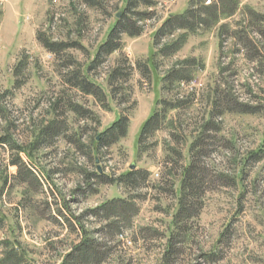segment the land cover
Wrapping results in <instances>:
<instances>
[{
  "label": "rangeland",
  "instance_id": "1",
  "mask_svg": "<svg viewBox=\"0 0 264 264\" xmlns=\"http://www.w3.org/2000/svg\"><path fill=\"white\" fill-rule=\"evenodd\" d=\"M152 1L128 11V0H0V260L63 264L93 240L99 264H264V0L157 44L191 0ZM124 11L141 34L120 33L93 65ZM180 70L192 77L164 81ZM156 113L157 130L140 138ZM120 117L126 136L101 142ZM193 162L205 186L169 258ZM132 171L142 176L129 186ZM117 200L129 221L94 214Z\"/></svg>",
  "mask_w": 264,
  "mask_h": 264
},
{
  "label": "trees",
  "instance_id": "2",
  "mask_svg": "<svg viewBox=\"0 0 264 264\" xmlns=\"http://www.w3.org/2000/svg\"><path fill=\"white\" fill-rule=\"evenodd\" d=\"M142 4L146 7H151L155 3L152 0H141ZM207 1L213 2L211 5H206ZM139 4V0H128V8L126 10L131 11L132 8H136ZM189 8L182 15H171L163 26L158 30L155 35V44L163 40L165 37H171L176 32L182 31L187 33H195L199 31L201 28L210 29L215 24H217L223 17L233 16L238 11V0H191L189 4ZM251 14L255 15L254 11L248 10ZM139 16H147L146 14H140ZM120 33H126L131 37L139 36L141 33L137 32L135 26H131V23L127 19L126 12H122V15L117 21L116 26L110 32V36L108 41L104 44L99 54L97 55L96 61L93 65L97 64L102 56V53L111 54L117 51L120 47L116 43L117 38ZM186 41V35H182L180 39H176L175 41L168 43L164 46V48L160 51L161 55L169 56L177 51H179ZM190 62V61H188ZM189 64V63H188ZM120 71L116 70L112 78H116L119 76ZM192 72L185 71H173L168 77L164 79L165 82H179L186 78H191ZM74 85L76 87H80V89L87 93L91 94L92 84H88L85 80H76L74 81ZM98 97L100 99H104V92L101 90L97 91ZM162 104V103H161ZM167 108H164L165 112L175 111L180 105L177 104H169ZM73 110L78 111V107H75ZM159 113H156L151 119H149L142 128L141 136L142 138L145 134L150 133L152 130H157V122H158ZM47 133L49 136L55 135V130L50 129ZM128 131V121L125 118H118L116 122L112 125L110 129H108L101 139V142L104 141H113L115 138H124ZM105 138V139H104ZM100 143V142H99ZM135 171V170H134ZM142 176L141 172H129L125 175V183L129 186H134L136 181ZM205 186V173L201 172L200 169L196 167L194 162L190 165V167L186 171V176L183 181L182 189H181V201H180V209L176 215V223L178 224V234L172 237V246L168 253V257L176 256L179 253V249H177V242L179 240V236L183 237L181 242H184V235L187 232L186 226L187 222L194 216L193 212L197 208L198 204L193 203L195 201V196L201 193ZM194 199V200H193ZM100 211H105L107 217H116L123 218L126 221H129V215L131 213L130 205H127L126 202L117 200L112 203L102 207L101 209H97L94 211L95 215L100 214ZM102 245L97 243L96 241L86 240L79 244L75 250L68 256V258L64 261L63 264H99L102 262L104 253L101 249ZM214 256H210L213 258ZM168 260V259H167ZM0 264H24L20 256L16 252H11L7 254V256L0 260Z\"/></svg>",
  "mask_w": 264,
  "mask_h": 264
},
{
  "label": "water",
  "instance_id": "3",
  "mask_svg": "<svg viewBox=\"0 0 264 264\" xmlns=\"http://www.w3.org/2000/svg\"><path fill=\"white\" fill-rule=\"evenodd\" d=\"M120 16H121V15L119 14L117 17L120 18ZM136 167H137L136 165H133V166L131 167V170H135Z\"/></svg>",
  "mask_w": 264,
  "mask_h": 264
},
{
  "label": "built area",
  "instance_id": "4",
  "mask_svg": "<svg viewBox=\"0 0 264 264\" xmlns=\"http://www.w3.org/2000/svg\"><path fill=\"white\" fill-rule=\"evenodd\" d=\"M210 2V1H209Z\"/></svg>",
  "mask_w": 264,
  "mask_h": 264
}]
</instances>
